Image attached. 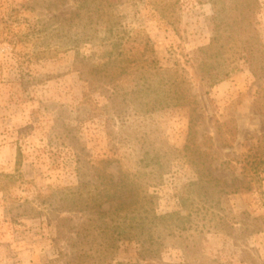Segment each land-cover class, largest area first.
Segmentation results:
<instances>
[{"label": "rangeland", "instance_id": "1", "mask_svg": "<svg viewBox=\"0 0 264 264\" xmlns=\"http://www.w3.org/2000/svg\"><path fill=\"white\" fill-rule=\"evenodd\" d=\"M52 1L0 0V264H62L56 260L71 252L70 237L97 231L89 204L99 182L90 169L80 192L85 208L67 209L64 194L78 189V156L112 159L115 180L129 174L152 196L121 219L131 224L116 238L133 240L108 264H264V176L238 193L201 182L185 155L188 106H165L134 74L114 71L110 80L75 70L111 57L119 69L112 44L126 43L127 33L148 35L157 64L184 68L199 102L192 156L220 179H231L230 161L242 176L243 158L264 135V79L244 62L218 83L196 75L212 35L211 0H166L174 4L167 18L164 0H118L107 22L97 15L82 25L77 0L56 9ZM259 1L252 28L264 43ZM107 90L115 102L105 109ZM219 123L231 147L218 142Z\"/></svg>", "mask_w": 264, "mask_h": 264}, {"label": "trees", "instance_id": "2", "mask_svg": "<svg viewBox=\"0 0 264 264\" xmlns=\"http://www.w3.org/2000/svg\"><path fill=\"white\" fill-rule=\"evenodd\" d=\"M117 1L77 0L75 19L78 25H82L85 18L90 23L97 22L94 18L97 15H102V20L107 22ZM64 2L65 0H53L50 7L56 9ZM211 3L213 6L212 35L204 56L199 57L200 59L196 63V75L208 82L218 83L229 78L244 62L258 80L264 79V43L259 34L255 33L252 28V24L261 10L260 1L211 0ZM173 6L174 4L170 6L164 0L160 7L161 15L166 18L169 17L172 14L171 7ZM109 32H113V29H110ZM137 38L141 40V43L135 42ZM126 39V43L120 41L112 44V51L121 56L120 61L124 62L123 66L118 67L119 69H117L116 61H114L115 65L111 64V57L110 61L100 65H89L87 70L83 67H81L82 69L79 68L80 65H77L75 70L79 71L82 77L93 74L110 78V80H113L111 77L114 75V71L119 74H134L138 80L144 79L143 83L140 84L145 88V92L158 96L165 106H188L190 110L189 131L184 148L185 155L203 176L201 182L211 184L213 187L220 186L222 191L229 193H238L254 188L264 176V135L256 145L250 147L249 153L243 158L240 166L242 176L236 174L239 166L233 165L232 161L229 162V166L233 170L230 180L220 179L212 171L209 172L206 161L202 157L192 156L191 148L196 146L197 126L201 114L198 109L199 102L186 71L176 63L166 67L158 65L155 49L148 35H143L140 32H136L135 35H128L127 33ZM147 54L148 57H146ZM109 82L107 87L109 89L114 88L110 86L113 82ZM106 93L109 103L104 106L105 109L115 102L114 94L110 90H107ZM219 124L218 142L222 147H231L233 143L224 136L221 128L223 124ZM17 156L18 167H20L23 157L21 148L18 149ZM76 161L78 164L76 169L79 180L78 189L64 194L67 209L78 212L85 208L84 203H86L87 198L82 196L80 192L84 188L83 176L85 172L83 169L86 168V171L90 169L99 182V189L92 196L89 204L95 209L92 223L97 231L93 232L91 236L70 237L72 240L70 243L71 252L68 255H62V258L56 262L62 261V264H108L115 259L121 245L126 243V245H130L129 243L133 240L132 236L127 239L123 238L122 241L116 238V234L127 233V228L131 224L125 219L121 222V219L136 212L141 205H144L147 198H152V196L148 195L143 186L134 181L129 174L124 173L120 175L118 180H115L114 175L107 170L112 165V159H100L96 163L78 156ZM0 190H5V188L2 187ZM105 205L108 206V209L103 208ZM176 214L180 215V212ZM169 215L166 214L158 218H165ZM83 243L89 245L90 248L81 247Z\"/></svg>", "mask_w": 264, "mask_h": 264}]
</instances>
